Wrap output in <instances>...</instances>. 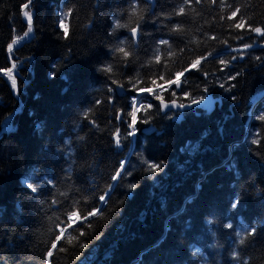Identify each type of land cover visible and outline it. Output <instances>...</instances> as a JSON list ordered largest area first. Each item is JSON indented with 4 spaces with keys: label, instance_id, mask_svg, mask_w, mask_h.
Segmentation results:
<instances>
[{
    "label": "trees",
    "instance_id": "1",
    "mask_svg": "<svg viewBox=\"0 0 264 264\" xmlns=\"http://www.w3.org/2000/svg\"><path fill=\"white\" fill-rule=\"evenodd\" d=\"M28 3L0 0V264H46L69 212L87 217L101 195L103 217L67 229L49 264H264V37L227 19L239 8L237 20L264 28V0H31L26 40ZM199 56V70L160 96L184 103L209 93L221 99L214 111L192 108L177 122L153 97L131 137L137 89ZM125 158L132 175L113 182ZM152 163L165 168L151 173Z\"/></svg>",
    "mask_w": 264,
    "mask_h": 264
},
{
    "label": "snow or ice",
    "instance_id": "2",
    "mask_svg": "<svg viewBox=\"0 0 264 264\" xmlns=\"http://www.w3.org/2000/svg\"><path fill=\"white\" fill-rule=\"evenodd\" d=\"M195 2L197 4H199V3H201V0H195ZM211 2L213 4H215L217 2V0H211ZM220 2L223 3V0H220ZM29 3H31V0H29ZM183 3L184 4H189L190 0H183ZM28 6H29L28 4H25L24 5L25 9H27ZM229 7H231V6L229 5ZM184 12H185V8L183 6H181L179 8V11H178L177 14H184ZM239 14H240V9L236 8V9L232 10L230 12V14L228 15V17H227L228 20L234 21V23L232 24L233 28H236V29H245V28H247L249 31L256 33L258 36L264 37V28L258 27V26H252V25L248 24L246 22L245 18L242 15H240L239 19L237 20L236 18H237V16ZM24 15H25V17L28 18L29 28H28V31L25 33V36H28L32 32V27H31L32 20H31V16H30L28 11H25ZM64 15L68 16V15H70V12L69 13H65ZM132 15L136 16L138 20L143 19L142 15L141 16H137V10H136L135 6H133ZM221 18H223V17H221ZM59 27L61 29H63L64 37H65V39H67L68 35H69V33H68V25L64 22L63 19L60 20ZM115 27L116 28H128L129 25L128 24H120V23L116 22ZM178 29H179V26H177V28L174 29V30H178ZM130 32H131V39H136L137 36H138L137 28L136 27H132L130 29ZM211 38L215 39V37H211ZM17 42H18L17 40H13L12 43H10L8 45V49L11 50L13 48V45H15ZM120 43L123 44L124 41H121ZM159 43L162 44V45H166L168 43V41L167 40H161ZM250 47H252L251 44H244L243 45L244 49H248ZM115 50L117 52H119V53H122L124 57H128L130 55V52L126 51L124 47H117ZM202 59H204V57H202V56H199L196 59H193L191 61L190 65L182 68V70L177 71L175 73V78H170V79L165 80L164 76H160L159 79L163 83H159L158 84L157 80L153 79L152 87L137 89L138 93L147 92L149 94H155L157 89L163 90L165 88H171L173 85H175L177 88H179L181 86V83H182V79L181 78L185 76L186 72H189L191 70H199V67L201 66V60ZM233 59H235V57H233ZM257 59L259 60L260 57H257ZM155 60H156L157 63H160L161 62V57L159 55H157L155 57ZM220 63L221 64H225L226 62L224 60H221ZM14 67H15V65H13V68ZM13 68L3 69L2 71L4 72V74L9 76V79L12 80V87L15 88L16 87V81L11 75V73L13 72ZM105 71H109L110 72L111 68L109 67V68L105 69ZM229 79H235V77H229ZM113 83H116V81L114 80ZM221 87H224V85L221 84ZM233 87H234V85H233ZM109 91H112V89H109ZM185 95H187V93H185ZM156 99H158L160 101L161 107H167V105H165V103H164V99H163L162 96L157 95ZM97 103H99V101H97ZM136 103H137L136 99H133V109H132L131 112L128 113V115L131 117V123H129L128 127L130 129H132V132H130L129 135H132L135 132V124L137 122V112L140 111V109L136 107ZM173 104H175V101H173ZM141 107H143V105ZM148 107H152V106L148 105ZM179 107L182 108V107H184V105L181 104V105H179ZM85 115H87V113H85ZM117 118L118 119H122V117H119V116ZM257 119H259L260 121H264V115H261V116L257 117ZM113 138L115 140L116 145L119 146L120 142H121L120 141V130H119V128H117L116 132L113 133ZM252 143L256 144V143H258V141L253 140ZM188 147L192 148L193 146L191 145V143H189ZM164 168H165V164H163V163H152V164H150L148 166L147 170L149 172H151V173H156L158 171L163 170ZM229 168H230V170L238 172V167L235 166V162H233V164L229 165ZM209 174H211V173L210 172L209 173H202V177L206 178V176L209 175ZM131 175H132V172L129 171L126 168V165H125L124 162H121L120 166H119V169H117L115 171V174H113L111 176V180L113 182H117V181L123 179L124 177H129ZM116 186H117V184L113 183V184L109 185V188H115ZM28 187L31 189L32 192H36L37 191V189L32 187L31 184H29ZM136 187H137V185L135 183H130L129 184V188L130 189H135ZM257 191H259V189H257ZM99 200H100L102 206L100 208H95L94 207L91 211L88 212L87 217L81 218L80 215L77 212H75V211L69 212V214H68L69 227H72V223L75 222V221H81L82 219L83 220H87L89 217H96V216L103 217V214H104L103 205L107 203L106 196L105 195H101L99 197ZM238 203H239V201L237 200L236 203L232 204V207L233 208L237 207ZM209 223H211V221H209ZM89 226H91V225H89ZM229 227H231V225H229ZM64 231H65L64 229H61V234L56 236V240L51 245L52 249H56L57 248V243L56 242L60 241L63 238ZM254 231H255V229L252 230L253 233H254ZM249 234H252V233H249ZM80 235L83 236L84 233L81 232ZM237 236L238 237L240 236L239 232L237 233ZM75 239H77V237L70 236L68 242L71 243ZM240 243L241 244L244 243V240H243L242 237L240 238ZM81 246L83 247V245H81ZM61 250H63V249H61ZM52 255H53L52 251L51 250L48 251V256L51 257ZM233 258L234 259H238V257L236 256L235 253L233 254Z\"/></svg>",
    "mask_w": 264,
    "mask_h": 264
},
{
    "label": "water",
    "instance_id": "3",
    "mask_svg": "<svg viewBox=\"0 0 264 264\" xmlns=\"http://www.w3.org/2000/svg\"><path fill=\"white\" fill-rule=\"evenodd\" d=\"M147 2H150V1H152V0H146ZM30 3H28V5H29ZM24 12H25V7H23L22 8V11H21V14H22V18H23V20H24V22L25 23H27L28 24V19L25 17V15H24ZM29 25V24H28ZM31 27H32V32H31V34H30V37L29 38H27L26 40H28V39H30L32 36H33V34H34V31H33V23L31 24ZM130 35H131V32H130ZM15 40H17V41H19L18 39H15ZM136 41L138 40V36H137V38L135 39ZM13 48H14V45H13ZM12 48V49H13ZM11 49V50H12ZM11 50H9L8 49V52H10ZM13 77V76H12ZM14 78V77H13ZM9 79V78H8ZM15 79V78H14ZM11 80V79H10ZM15 81H16V79H15ZM16 92H17V81H16ZM117 91H118V93L120 94L122 91H123V89H122V87L121 86H117ZM140 98V97H139ZM141 99H143V97H141ZM173 101H175V104H173ZM220 101H221V99H220V97H216V96H213L212 94H209V93H207L204 97H202V98H200V99H198L197 101H195V102H184V103H180L179 101H177V100H171V101H167V100H164V103H165V105H167V107H161V105H160V101L158 100V104H159V106H160V108H161V112L162 113H166V112H178V115L176 116V121L177 122H179L180 120H182V118H183V113H184V111H186V110H189V109H192V108H198V107H200L202 110H204L205 111V113L206 114H210V113H212L213 111H214V109L216 108V106L220 103ZM181 104H183L184 105V107H179V105H181ZM18 111H20V110H18ZM18 111H15V112H18ZM14 112V113H15ZM154 131V128L153 127H149V128H147L146 130H145V133L146 134H150V133H152ZM2 132H0V134H1ZM122 162H126V158L125 159H123V161ZM112 188H110L109 190H108V192H107V195L109 194V192H110V190H111ZM102 206V205H101ZM100 206V207H101ZM99 207V208H100ZM51 251H53V249H51ZM48 263H49V256H48Z\"/></svg>",
    "mask_w": 264,
    "mask_h": 264
},
{
    "label": "rangeland",
    "instance_id": "4",
    "mask_svg": "<svg viewBox=\"0 0 264 264\" xmlns=\"http://www.w3.org/2000/svg\"><path fill=\"white\" fill-rule=\"evenodd\" d=\"M240 50H246V49H240ZM166 90H170V88H165V89H163V90H161V89H157L156 90V92H155V94H149V93H147V92H144V93H138L133 99H136V101H137V103H136V107L137 108H140L141 106H142V104H143V102L145 103V104H148L149 103V100L148 99H150V98H153V97H156L157 95H161V93L162 92H164V91H166ZM262 95V93H260V94H258V95H256L254 98H253V100H256V99H258L260 96ZM140 97V98H139ZM141 97H143V99H141ZM133 101V100H132ZM133 107V106H132ZM83 221V219L81 220V221H75V222H73L72 223V226H74V225H76V224H78V223H80V222H82ZM70 227H69V222H68V225H67V227L66 228H64V230L66 231L67 229H69ZM65 231H64V233H65ZM63 233V234H64ZM60 234H61V229H60Z\"/></svg>",
    "mask_w": 264,
    "mask_h": 264
},
{
    "label": "bare ground",
    "instance_id": "5",
    "mask_svg": "<svg viewBox=\"0 0 264 264\" xmlns=\"http://www.w3.org/2000/svg\"><path fill=\"white\" fill-rule=\"evenodd\" d=\"M46 264H49V263H48V257H47V262H46Z\"/></svg>",
    "mask_w": 264,
    "mask_h": 264
},
{
    "label": "flooded vegetation",
    "instance_id": "6",
    "mask_svg": "<svg viewBox=\"0 0 264 264\" xmlns=\"http://www.w3.org/2000/svg\"><path fill=\"white\" fill-rule=\"evenodd\" d=\"M181 103V102H180ZM177 113V115H178V112H176Z\"/></svg>",
    "mask_w": 264,
    "mask_h": 264
},
{
    "label": "built area",
    "instance_id": "7",
    "mask_svg": "<svg viewBox=\"0 0 264 264\" xmlns=\"http://www.w3.org/2000/svg\"><path fill=\"white\" fill-rule=\"evenodd\" d=\"M131 136H133V134Z\"/></svg>",
    "mask_w": 264,
    "mask_h": 264
}]
</instances>
